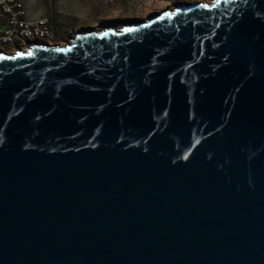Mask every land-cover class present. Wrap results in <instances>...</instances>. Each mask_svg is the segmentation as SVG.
<instances>
[{"label": "water", "instance_id": "water-1", "mask_svg": "<svg viewBox=\"0 0 264 264\" xmlns=\"http://www.w3.org/2000/svg\"><path fill=\"white\" fill-rule=\"evenodd\" d=\"M129 23L0 49V264H264V0Z\"/></svg>", "mask_w": 264, "mask_h": 264}, {"label": "rangeland", "instance_id": "rangeland-1", "mask_svg": "<svg viewBox=\"0 0 264 264\" xmlns=\"http://www.w3.org/2000/svg\"><path fill=\"white\" fill-rule=\"evenodd\" d=\"M37 15L50 19L55 30L52 37L45 42L60 44L71 40L77 32L99 26L115 24L116 22L130 21L136 18H145L151 13L159 11L164 6H134L136 0L131 2H113L111 0H24ZM197 1V0H182ZM177 2H172V6ZM167 6V5H166ZM2 30L0 29V33ZM23 43L21 48L28 45ZM16 46L4 47L11 51Z\"/></svg>", "mask_w": 264, "mask_h": 264}, {"label": "built area", "instance_id": "built-area-1", "mask_svg": "<svg viewBox=\"0 0 264 264\" xmlns=\"http://www.w3.org/2000/svg\"><path fill=\"white\" fill-rule=\"evenodd\" d=\"M113 2H131L134 0H111ZM0 12L6 19V28L0 33V43L4 47L15 44H7V37L21 35L26 29H39L53 35L55 30L48 17L37 15L24 0H0Z\"/></svg>", "mask_w": 264, "mask_h": 264}, {"label": "bare ground", "instance_id": "bare-ground-1", "mask_svg": "<svg viewBox=\"0 0 264 264\" xmlns=\"http://www.w3.org/2000/svg\"><path fill=\"white\" fill-rule=\"evenodd\" d=\"M197 1H203V2H209L211 0H197ZM183 1H180L178 3H182ZM185 2V1H184ZM193 2H196V1H190L188 3H193ZM178 3H175L174 5L172 6H164L163 8H161L159 10V12L163 11V10H166V9H172L173 7H176ZM157 12V11H156ZM156 12H153L151 13L149 16L141 19V18H136V19H133L131 21H136V20H141V21H144L146 20L147 18H149L152 14L156 13ZM131 21H125V22H116L115 24H109V25H113V26H118V27H121L123 24H130L129 22ZM109 25H105V26H109ZM105 26H99L98 28L96 27H93L91 29H88V30H93V29H101ZM86 29L84 30H81L80 32H85ZM50 37H52V35H48L47 32H40L39 29H26V30H23V32L21 33V35H18V36H9L7 37V44H15L16 47H21V46H18V45H21L23 43H26L29 41L28 45H25L23 48L21 49H26L29 47V45H32V44H47V45H55L57 47H63L69 43H71V40H68L66 42H63V43H60L58 45L56 44H53L51 42H45L47 41V39H49ZM74 38V37H73ZM39 42V43H38ZM0 49H3L4 48V45L0 43ZM17 48H14L12 49L11 51H7L8 53H14L16 51ZM4 50V49H3Z\"/></svg>", "mask_w": 264, "mask_h": 264}, {"label": "crops", "instance_id": "crops-1", "mask_svg": "<svg viewBox=\"0 0 264 264\" xmlns=\"http://www.w3.org/2000/svg\"><path fill=\"white\" fill-rule=\"evenodd\" d=\"M182 0H136L135 3H133L134 6H168V4H171L172 2H177ZM26 2V1H25ZM27 3V2H26ZM6 19L0 12V29L3 31L6 28Z\"/></svg>", "mask_w": 264, "mask_h": 264}, {"label": "snow or ice", "instance_id": "snow-or-ice-1", "mask_svg": "<svg viewBox=\"0 0 264 264\" xmlns=\"http://www.w3.org/2000/svg\"><path fill=\"white\" fill-rule=\"evenodd\" d=\"M128 31H132V29H128Z\"/></svg>", "mask_w": 264, "mask_h": 264}, {"label": "flooded vegetation", "instance_id": "flooded-vegetation-1", "mask_svg": "<svg viewBox=\"0 0 264 264\" xmlns=\"http://www.w3.org/2000/svg\"><path fill=\"white\" fill-rule=\"evenodd\" d=\"M51 42V41H50ZM1 48V47H0ZM4 49V48H3Z\"/></svg>", "mask_w": 264, "mask_h": 264}]
</instances>
